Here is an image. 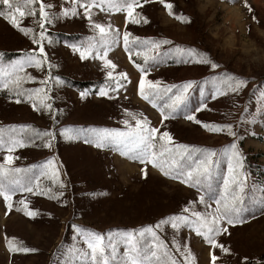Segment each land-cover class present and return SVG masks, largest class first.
Segmentation results:
<instances>
[{"label":"rangeland","instance_id":"obj_1","mask_svg":"<svg viewBox=\"0 0 264 264\" xmlns=\"http://www.w3.org/2000/svg\"><path fill=\"white\" fill-rule=\"evenodd\" d=\"M23 3V0H12ZM54 7L46 9L60 15L63 8L71 7V0H44ZM84 2V0H82ZM174 5L173 15H169L159 0H151L136 9L142 17L148 20L144 23L127 22L125 12H101L92 9L96 22L105 25L106 31L119 32V38L111 37L112 43L107 58L116 68L111 70L115 79H109V69L95 52L86 59H81L79 52L70 47L84 45L92 40L99 47L101 44L98 30L93 29L89 21L83 18V9L77 6L78 15L60 16L52 24H46L47 35L53 43L44 41L45 52L52 68L69 75L77 81L119 80V73L124 72L127 80L124 88L118 92H110L109 96L98 95L100 88L81 98L82 91L67 87L62 81L57 93H63V98L53 100L52 76L48 80V95L52 97L53 112L34 110L30 102L21 98L17 103L14 92L0 87V136L5 140L9 135L23 139L32 135L27 129L20 131V126H32L37 130H52L62 127L123 129L121 121L125 118L124 109L147 117L151 126L168 131L174 144H184L191 147L223 151L232 142H236L243 156L242 178L247 177L245 185V204L249 209L258 207L254 201L264 198V102L260 93L264 92V0H247L252 8L249 13L245 0H168ZM38 8V5H37ZM0 4V11H7ZM183 14L190 22L176 19ZM256 19L253 20L252 16ZM22 27H31L38 34L40 29L36 23L38 17H19ZM111 25V28H108ZM128 31L130 39H168L173 46L194 47L201 52L209 53L210 58L220 64V68L194 62L178 63L176 59H167L148 70V79L160 81L161 85H182L194 81L188 100L189 107H198L201 88L204 89L207 107L195 113L198 120L204 123L231 124L238 133L237 137L229 136L227 132L213 133L201 125L189 121L183 114L169 118L161 124V115L145 101L138 91L140 78L139 69L130 61L123 46V32ZM131 46V45H130ZM168 46H162L167 49ZM37 49L30 35H25L14 28L0 16V63L9 66ZM138 49L135 48L137 53ZM103 55V49H101ZM36 77V81L26 82L23 87L34 89L44 87L39 80L51 73L47 65L42 70L25 69ZM228 71L234 75L246 78V84L238 93H227L225 96L212 100V81ZM131 81V83H128ZM0 77V83H4ZM255 114V123H248ZM134 124L135 122L132 121ZM13 127L16 131L13 132ZM40 141H36L39 145ZM9 155L5 149H0V164L4 156ZM14 159L10 167L29 168L43 165L54 157L53 167L59 166V179L64 185L55 184L56 191H62L59 199L47 196H35L17 191L12 197V207L9 209L0 197V264H81L82 256L73 254L70 250H86L83 241L76 236L72 225L92 230L107 237L109 233L124 231H139L161 219L180 215L186 207L205 211L199 204L202 192L181 183L178 179L165 176L151 164L143 165L139 161L122 156L115 147L98 148L94 143L79 140H66L57 134L51 148L29 146L16 148L11 153ZM145 169L147 177L142 175ZM51 180V169L48 170ZM219 175L214 179L217 185L222 184V176L227 172V160H221ZM37 174H39L37 170ZM55 191V192H56ZM25 200L29 210L38 213L36 217L25 215L20 200ZM195 202V203H192ZM215 208L214 201H206ZM20 209V210H18ZM227 232L217 237V242L227 248L228 252L212 249L202 237L187 227L179 231L170 225L159 232L169 248L172 242L183 246L188 245L192 253V264H212L211 255L217 257L216 264H264V214L259 211L255 218L249 216L247 222L237 225L223 224ZM14 238L23 247L35 249L32 252H12L6 245L5 238ZM151 238L146 237V242ZM121 255L124 245L118 247ZM173 254L183 264V256Z\"/></svg>","mask_w":264,"mask_h":264},{"label":"snow or ice","instance_id":"obj_2","mask_svg":"<svg viewBox=\"0 0 264 264\" xmlns=\"http://www.w3.org/2000/svg\"><path fill=\"white\" fill-rule=\"evenodd\" d=\"M151 0H143L144 4ZM159 3L164 6L169 15H173L174 5L168 0H159ZM0 4L7 7V11H0L2 16L14 28L30 35L32 43L37 46V49L28 53L20 60L13 62L9 66H3L0 63V77H3L4 83H0V87L14 92L17 103L21 102V98L30 102L34 110H47L53 116L55 124V116L57 112H53L52 97L48 95V80L50 74L44 79L39 80L44 87H36L34 89H26L23 85L29 81H36V77L26 72L27 68L42 70L47 65L50 70L53 65L49 62L45 52L44 41L50 45L53 43L48 36L45 25L52 24L60 16H76L78 15L77 6L83 9V18L89 21L90 26L98 30L100 34L101 44H97L90 40L86 46L83 44L77 46L75 43L70 47L75 52H79L81 59H86L95 52L96 59L103 61L104 66L109 69L107 76L109 79H115L111 70L116 68V65L107 58L108 51L111 48L113 41L111 37L115 35L119 38V32L106 31L105 25L94 20L92 9H99L104 12H125L127 14V22L132 24L148 23V20L141 16L136 11L138 7H142L141 0H71L70 8H63L60 15L54 12L47 11L54 7L52 4H47L44 0H23V3H13L12 0H0ZM38 5V8H37ZM249 13H252V8L245 0L244 5ZM31 16L36 19V23L40 29L37 34L31 27H22L21 21L18 18ZM176 19L182 22H190V18L183 14L176 15ZM252 19L256 17L253 14ZM111 28V25H108ZM131 34L128 31L123 32L124 50L129 53V59L132 58V48L138 50L136 55L143 57V64H136L141 75L138 82L139 95L147 101L154 109L160 112L162 117L161 124L169 118H175L178 114H183L189 121H193L201 125L209 132L219 133L227 132L229 136L237 137L238 133L234 130L231 124L219 123H204L197 119L195 113L200 112L207 107L205 100L208 97L204 95V89L201 88V101L198 107L194 109L189 107L188 100L190 90L193 87L194 81H187L182 85H161L160 81L148 79V70L169 58L176 59L178 63L194 62L196 64L210 66L211 69L220 68V64L210 58L209 53L201 52L194 47H183L180 45L173 46V42L168 39H144L139 37L130 39ZM131 45V47H130ZM168 46L163 49L162 46ZM103 49V55H101ZM119 80L116 81V87L105 89L101 87L98 95L109 96L110 92H118L124 88L123 81L127 80V75L124 72L119 73ZM246 78L234 75L228 71H224L221 75L212 81L213 90L210 93L212 100L218 97L225 96L227 93H238L239 90L246 84ZM56 83L62 81L57 78ZM131 83V81H128ZM88 95V91L80 93L81 98ZM260 99L264 102V92L260 93ZM124 119L121 123L123 129H102L93 128H69L62 127L60 129L53 128L52 130H37L32 126H20V131L27 129L32 133L27 138L28 143L23 139H18L15 136L9 135L5 140L0 136V149H5L9 155L4 156V163L0 164V197L10 209L12 207V197L19 191L29 193L35 196H48L50 199H59L63 196L62 191L54 192L52 187H44L42 178L49 176L48 170L51 169V181L54 184H59L61 188L64 185L59 179V166L53 167L54 157L49 158L43 165L31 166L29 168L10 167L14 159L11 155L16 148L29 146H41L43 148H51L52 142L56 139L57 134L66 140L83 139L85 143H94L98 148L115 147L119 150L122 156L132 160L139 161L143 165L151 164L159 169L165 176H170L173 179L180 180L191 188H195L202 192L199 196V204L204 206L205 211H198L189 206L182 210V214L169 216L166 219H161L155 226L149 225L139 231H124L109 233L107 240L105 236L86 230L80 226L72 225V228L77 237H79L86 250L71 249L73 254H78L83 257L81 264H181V261L173 254V249L176 253L183 256V264H192V253L188 245H179L175 241L172 242V247L169 248L165 239L159 235L164 227L170 225L173 230L179 231L183 227L194 231L198 237L211 245L212 249H220L221 252H228L222 244L217 242V237L222 232H227L228 228L223 227V224L237 225L247 222V218H255V213L259 211L264 214V198L259 201H254L258 207L249 209L246 206L245 200V185L247 177L241 176L243 171V156L234 141L227 146L223 151L216 152L196 147H191L184 144H174L173 137L168 131H160V129L151 126L147 117L142 114L124 109ZM256 116L252 115L248 123H255ZM132 121L135 123L133 124ZM3 129H0L2 132ZM13 132L16 128L13 127ZM36 141H40L36 145ZM227 160V172L222 176V184L214 187V179L219 175L218 168L221 160ZM37 170L39 174H37ZM142 175L146 178L147 172L141 169ZM206 201H214L215 208ZM195 203V202H192ZM23 205L25 215L36 217L38 213L28 209V204L25 200H20ZM20 210V209H18ZM146 237H150V242H146ZM8 249L12 252H32L35 249L23 247L15 242L14 238H5ZM124 245V252L121 255L118 251L120 244ZM211 255L212 264H216L217 257ZM65 264H68L66 261Z\"/></svg>","mask_w":264,"mask_h":264},{"label":"trees","instance_id":"obj_3","mask_svg":"<svg viewBox=\"0 0 264 264\" xmlns=\"http://www.w3.org/2000/svg\"><path fill=\"white\" fill-rule=\"evenodd\" d=\"M131 47V46H130ZM127 55L129 57V53L127 52ZM130 61L136 66L137 63L143 64V57L137 56L135 52V47L132 48V58ZM56 68L50 69V75L52 76V86L55 87L53 89V100H57V98L62 99L63 93H57L56 87L63 86L62 83L57 84L56 79L59 78L61 81H64L65 85L71 89L78 90V91H89V92H95L98 88L104 87L105 89H108L109 87L115 88L116 82L113 80H101V81H77L74 78L70 77L67 74H64L62 72H58ZM170 177V176H167ZM42 185L44 187H52L53 191H56V186L54 183H52L51 180H49L47 177L42 178ZM216 186V183H214V187ZM218 186V185H217ZM48 197V196H47Z\"/></svg>","mask_w":264,"mask_h":264}]
</instances>
